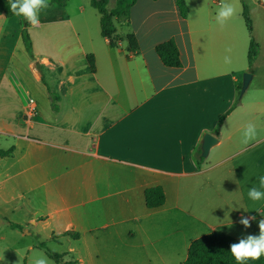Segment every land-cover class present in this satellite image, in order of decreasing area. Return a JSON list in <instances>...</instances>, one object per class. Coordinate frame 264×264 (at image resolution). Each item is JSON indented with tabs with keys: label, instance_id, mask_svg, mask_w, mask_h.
<instances>
[{
	"label": "crops",
	"instance_id": "crops-1",
	"mask_svg": "<svg viewBox=\"0 0 264 264\" xmlns=\"http://www.w3.org/2000/svg\"><path fill=\"white\" fill-rule=\"evenodd\" d=\"M116 1L109 0V11ZM70 3L56 17H44L35 36L32 25L28 30L43 74L55 73L57 111L21 31L5 36L10 19L0 15V57L6 62L0 78L12 86L0 84V138L15 148L0 160V188L16 181L0 191V216L20 212L30 225L43 226L51 243L67 246L63 255L71 260L63 264H183L192 242L206 235L219 231L239 241L258 234L264 200L252 201L248 191L259 188L264 176L263 40L247 68L238 14L223 28L215 22L221 0H212L216 9L210 11L203 3L195 19L190 11L183 19L176 0H137L129 22L114 20L113 48L101 36L100 15L95 19L80 2L68 11ZM130 34L138 42L136 55L128 52ZM10 39L15 42L8 52ZM170 39L181 69L166 68L156 54ZM226 47L231 64L224 62ZM255 67L259 73H251L249 85L254 95L245 103L240 78ZM29 82L42 84L44 102L43 118L37 107L31 121ZM250 122L257 139L244 144ZM35 126L43 131L36 134ZM206 134L218 143L199 164ZM155 187L163 189L165 204L150 210L145 191ZM16 200L19 206H10ZM242 217L255 219L245 228ZM67 232L79 238L61 237Z\"/></svg>",
	"mask_w": 264,
	"mask_h": 264
},
{
	"label": "trees",
	"instance_id": "trees-1",
	"mask_svg": "<svg viewBox=\"0 0 264 264\" xmlns=\"http://www.w3.org/2000/svg\"><path fill=\"white\" fill-rule=\"evenodd\" d=\"M69 0H53L52 3L57 4L59 7H64ZM158 1V0H153ZM137 0H117L115 3V8L111 11L108 10L109 0H91L90 6L95 9L101 19V36L109 40L110 46L115 48L118 44V38L116 36L117 28L115 26L114 20L117 19L119 22H129L131 9L135 6ZM176 6L180 12L183 19H187L189 15V8L185 0H176ZM0 15H4L6 18L15 17L10 11L9 0H0ZM22 21V41L24 49L29 56V58L34 62L35 68L40 72L41 66L35 60V55L33 52V44L28 32L30 24L21 16ZM243 18L247 25L248 32L252 35V21L248 14V9L245 4H243ZM126 41L128 43V52L137 54L139 51L138 42L133 34L126 36ZM156 54L161 60V63L170 69H181V59L179 49L174 39H170L155 48ZM259 55V45L256 43L253 37H251L250 47L248 51V65L251 67L255 59ZM87 62L91 71L95 72V62L94 57L87 56ZM42 82H45L42 79ZM242 87V86H241ZM241 87L239 91H241ZM49 94V99L51 101V107L53 111H57L58 107L56 102L59 101V97L52 93L47 87ZM240 94V93H239ZM241 101L238 100L235 108L240 106ZM231 112V111H230ZM229 114V113H228ZM225 117L220 120V126L223 123ZM215 135L219 137L220 127L217 128ZM15 151L14 147L8 150H0V160L11 156ZM199 164L203 163L205 159L202 157L201 151L198 154ZM145 203L146 207L150 210L161 208L165 204V194L161 187L150 188L145 191ZM12 229H22L21 226L13 223H9ZM61 237H70L73 240H77L79 235L76 233L67 232L61 235ZM239 241L231 236H228L222 232H214L212 234L206 235L192 242L186 261L183 264H237L230 252V245L233 243H238ZM42 249L47 256L53 260L56 264L62 262L63 256L53 253L47 248L45 244L38 246ZM244 264H264V255L258 260H247Z\"/></svg>",
	"mask_w": 264,
	"mask_h": 264
},
{
	"label": "rangeland",
	"instance_id": "rangeland-1",
	"mask_svg": "<svg viewBox=\"0 0 264 264\" xmlns=\"http://www.w3.org/2000/svg\"><path fill=\"white\" fill-rule=\"evenodd\" d=\"M53 0H49V7L47 9H44L41 11L39 15V20L40 23L43 21L44 17H56V13L59 11V6L55 3H52ZM71 3L69 4L68 11H71L72 5L74 2H80L82 4L86 5V8L88 10V13L92 15L95 19L99 17L98 12L93 9L90 6L91 0H69ZM68 1V2H69ZM67 2V3H68ZM188 2V7L190 11V15L192 19H195L198 17V14L200 12L201 7H203V3L207 4V7L210 11V8H215L214 5H212V0H186ZM229 2L233 3L236 8H237V14H238V24H240L244 36L246 37L247 40V55L250 47V41L251 37L253 36L254 40L258 44L259 41L263 40L264 42V35L260 34V25L261 22L263 21L262 15H264V0H255V3H252L251 0H229ZM243 4L247 6L248 9V14L249 17L252 21V27H253V35L250 36V33L248 32L247 25L245 23V20L243 18ZM216 9V8H215ZM10 19V22H8L7 25V30L5 31V36H11L15 35L17 30L19 32L21 31V38H22V21L20 17H12L8 18ZM31 27V25H30ZM29 27V28H30ZM29 30V29H28ZM32 33L35 36V32L37 30L36 26L33 27ZM11 42L14 44L15 41H12L10 39V45L7 48V51L11 52L14 47H11ZM259 45V44H258ZM15 46V45H14ZM127 43L123 42V47L126 48ZM263 57H264V49H263ZM10 55V53H8ZM7 55V58H8ZM19 58V54L17 56ZM245 67L248 68V56L245 57L244 59ZM6 62H4V59L0 57V77H1V71L5 67ZM252 72H258L259 73V68H249L248 72L250 75H252ZM39 74L43 78L44 76V82L45 85L51 90L52 93L55 94L56 90V79H55V73L54 72H46L43 74V66L40 68ZM246 73H244L241 78H240V83H243V77ZM256 82V81H255ZM0 84L4 85L5 89H12V86L7 84V81L4 83L3 79L0 78ZM29 86L26 88L27 91V99L28 100H34L36 107H38V110L40 114L42 115L43 118V89H42V84H36L35 82H29ZM246 95L243 96L241 100H243L245 103L248 102L251 97L254 95V87H250L248 91L245 93ZM37 110V112H38ZM10 120H12L15 124H17V121L19 119V116H16V111H11L9 113ZM28 120V119H26ZM35 120V118H34ZM38 122V121H37ZM36 128V134L38 132L43 131V128H39L38 126H35ZM13 147L12 143L4 140L3 138H0V150H7L9 148ZM7 185L12 186L13 188L16 187V181L15 180H10L9 182H6V184L2 185L0 188V191L2 189L4 192H7L8 190L5 189ZM4 186V188H3ZM9 188V187H8ZM20 200H16L15 202H12L10 206H19ZM27 218L25 215L21 214L20 212H17L15 216H11L8 218H4L0 216V264H30V259L34 256L37 255L38 253H43L45 256L47 254L40 249L38 246L41 244H45L49 250H51L53 253L58 254V255H63L67 251V246H58V244L51 243L47 239V232H43V226L35 227L34 225H30L27 222ZM9 223L17 224L22 227V229H12L9 225ZM257 236V232L255 233ZM48 257V256H47ZM67 257V260L65 259ZM48 259L52 262L49 257ZM70 255H65L63 256L62 262L60 264H63V262H69ZM54 264H56L54 262Z\"/></svg>",
	"mask_w": 264,
	"mask_h": 264
},
{
	"label": "clouds",
	"instance_id": "clouds-1",
	"mask_svg": "<svg viewBox=\"0 0 264 264\" xmlns=\"http://www.w3.org/2000/svg\"><path fill=\"white\" fill-rule=\"evenodd\" d=\"M255 3V0H251ZM10 11L14 16L23 17L33 27L39 25V15L42 10L49 7V0H9ZM237 14L236 6L229 0H221L215 15V22L223 28L229 20ZM231 47L225 48L226 55L224 62L231 64ZM257 126L254 123H248L242 132V143L249 144L257 139ZM264 176L259 177V188L251 187L248 196L252 201L264 200ZM250 219L254 220L255 217ZM249 218H241L240 223L248 228L251 226ZM230 252L237 264H244L247 260H258L264 255V219L259 221V235H248L241 238L238 243L230 245ZM67 260V257L65 258ZM30 264H54L42 252L34 255L30 259Z\"/></svg>",
	"mask_w": 264,
	"mask_h": 264
},
{
	"label": "water",
	"instance_id": "water-1",
	"mask_svg": "<svg viewBox=\"0 0 264 264\" xmlns=\"http://www.w3.org/2000/svg\"><path fill=\"white\" fill-rule=\"evenodd\" d=\"M252 81V75L249 73H246L243 77V83L241 87V91L239 94V99L241 100L245 93L247 92L249 85ZM218 143V139L210 134H206L203 137L202 145H201V151H202V157L207 158L209 155V152L213 146H215Z\"/></svg>",
	"mask_w": 264,
	"mask_h": 264
},
{
	"label": "built area",
	"instance_id": "built-area-1",
	"mask_svg": "<svg viewBox=\"0 0 264 264\" xmlns=\"http://www.w3.org/2000/svg\"><path fill=\"white\" fill-rule=\"evenodd\" d=\"M36 116H37V110H36V107L34 106V102L31 101L30 105L28 107V110L26 112V117H27L28 121H31Z\"/></svg>",
	"mask_w": 264,
	"mask_h": 264
}]
</instances>
